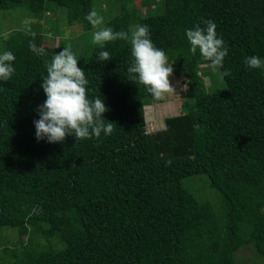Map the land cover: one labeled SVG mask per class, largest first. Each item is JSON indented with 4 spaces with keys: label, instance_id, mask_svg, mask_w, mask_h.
Masks as SVG:
<instances>
[{
    "label": "trees",
    "instance_id": "trees-1",
    "mask_svg": "<svg viewBox=\"0 0 264 264\" xmlns=\"http://www.w3.org/2000/svg\"><path fill=\"white\" fill-rule=\"evenodd\" d=\"M115 1L121 11L108 27L149 25L173 74L186 80L183 112L149 132L146 105L162 99L127 71L130 41H111L77 59L89 97L104 98L112 134L38 142L33 121L46 99L41 79L63 45L48 47L41 33L12 30L3 51L15 54V72L0 81V235L16 227L21 238L3 248L0 264H238L245 246L264 257V70L243 62L264 58V0H162L163 13L145 16L133 0ZM94 2L0 0V9L25 6L43 18L65 7L70 24L90 30L84 17ZM205 19L216 23L228 48L223 68L231 74L218 90L208 88L201 71L208 62L189 51L185 36ZM30 41L45 55L30 51ZM101 50L112 59L99 61ZM196 174L220 191L221 207L185 186Z\"/></svg>",
    "mask_w": 264,
    "mask_h": 264
},
{
    "label": "clouds",
    "instance_id": "clouds-1",
    "mask_svg": "<svg viewBox=\"0 0 264 264\" xmlns=\"http://www.w3.org/2000/svg\"><path fill=\"white\" fill-rule=\"evenodd\" d=\"M94 28L103 23V17L96 10H90L85 15ZM192 28L185 29V36L190 45L189 51L195 55L199 51L211 70L223 80L230 76V70L223 68L228 48L225 41L217 33V25L211 19H205ZM128 40L131 44L132 62L127 71L132 80L138 81L156 100L174 92L169 77L174 67L164 49L155 46L151 40L149 25L136 24L128 31H114L112 27H100L92 34V43L105 48L107 42ZM29 50L35 55L43 56L46 49L34 41L29 42ZM15 54L11 50L0 51V81H9L15 72L13 62ZM99 61H109L112 56L109 51L98 53ZM244 64L249 70H264V58L258 55L244 57ZM47 74L41 79V87L46 99L37 106L35 111L39 118L33 121L35 138L48 143H62L67 135L77 140L101 138L113 132V122L107 120L104 114L109 111L104 98H90L88 95L85 71L78 67V59L71 46L63 47L55 53L46 66Z\"/></svg>",
    "mask_w": 264,
    "mask_h": 264
},
{
    "label": "rangeland",
    "instance_id": "rangeland-1",
    "mask_svg": "<svg viewBox=\"0 0 264 264\" xmlns=\"http://www.w3.org/2000/svg\"><path fill=\"white\" fill-rule=\"evenodd\" d=\"M138 6L143 16L148 15L152 10L154 13L164 12L162 0H158V6H143L142 0H133ZM131 2V3H133ZM94 7L97 13L103 17V23L96 28L87 30L83 23L68 22V10L65 7L52 9L43 18H38L30 14L25 6H18L10 10L0 9V51H3V40L7 38L12 30L20 29L29 32L41 33L48 47H56L61 42L63 47L71 46L76 57L87 56L93 49L99 45H94L92 34L100 27L108 26L109 20L121 11V4L115 0H95ZM137 24L133 21L131 26ZM205 82L210 90L225 88L224 80L217 77L209 64L201 66ZM174 87V92L166 94L161 102H151L146 105L147 129L149 132H156L165 127V119L170 116L179 115L183 112V103L186 100V91L188 89L186 80L183 77H176L175 74L169 77ZM185 186L196 196L211 202L216 207H221V193L211 186L208 178L204 174L192 175L184 180ZM21 238L16 227H5L0 235V256L3 248L12 247ZM28 240V235L23 236V241ZM43 242V241H42ZM62 246L57 248H63ZM238 264H264V257L256 253L252 246H245L237 252ZM9 258L11 257L8 255Z\"/></svg>",
    "mask_w": 264,
    "mask_h": 264
}]
</instances>
